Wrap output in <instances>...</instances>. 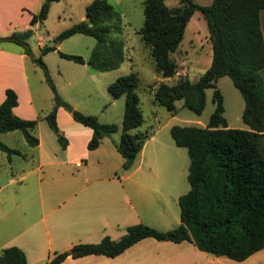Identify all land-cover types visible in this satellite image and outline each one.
I'll list each match as a JSON object with an SVG mask.
<instances>
[{"label":"trees","instance_id":"1","mask_svg":"<svg viewBox=\"0 0 264 264\" xmlns=\"http://www.w3.org/2000/svg\"><path fill=\"white\" fill-rule=\"evenodd\" d=\"M58 1L44 0L40 11L32 14L30 27L0 38V41L14 42L22 46L27 55L32 53L29 40L35 34V26L48 17L51 5ZM263 9L264 0H213L208 5L179 0L175 7H169L166 0H144L145 20L139 33L162 78H173L177 74V61L173 55L196 11H200L206 20L212 45L211 65L198 80L192 82L188 77H180L173 84L161 82L154 90V101L170 113L175 115L177 101H183L184 107L201 115L207 104V89H213L215 109L206 126L173 125L170 128L174 143L187 150L190 160V187L179 197L181 223L167 231L144 223L132 225L119 239L107 236L98 243L78 244L72 250L56 252L44 264H62L70 256L115 257L150 237L175 243L189 241L204 252L240 262L264 249V36L260 24ZM118 14L109 0H93L86 7V17L90 21L74 24L59 38L63 40L75 34L93 36L97 45L88 60L89 66L100 72L116 69L128 60L123 42L111 39V33L116 30L109 21ZM56 49L42 47L41 55L34 59L44 70L54 93L55 106L44 119L58 133V110L68 108L77 122L92 129V137L87 143L89 150L98 148L103 138L120 131L116 148L124 159L122 170L131 169L155 131V128H140L144 116L138 94V74L131 72L109 85L112 98L125 96L124 116L121 125L102 123L96 115L75 110L59 94L42 59L44 54ZM60 55L85 62L79 55L63 52ZM222 76H229L242 94L245 100L242 120L248 128L228 126L224 98L217 87ZM18 104L17 92L7 88L6 97L0 104V149L9 157L20 151L2 142L3 133L19 130L29 146L36 147L40 143L33 133L39 120L18 116L14 112ZM58 139L65 147L64 136ZM75 250L79 252L72 253ZM0 264H28V261L21 248L10 246L0 250Z\"/></svg>","mask_w":264,"mask_h":264},{"label":"rangeland","instance_id":"2","mask_svg":"<svg viewBox=\"0 0 264 264\" xmlns=\"http://www.w3.org/2000/svg\"><path fill=\"white\" fill-rule=\"evenodd\" d=\"M43 1L23 0L25 4L24 10L13 8L6 14L0 13V38L11 36L14 32L23 31L24 28L30 27V25L26 26L27 18L31 14L40 11ZM92 1L60 0L54 2L51 5L48 17L35 26V34L29 40L34 57L30 56L31 53L26 54L23 65L29 76L28 83L34 97V103L37 108H41L45 112L48 108V112H51L55 106L54 93L46 81L44 70L34 60L35 57L41 55L40 45L57 48L44 54L42 59L47 65L51 78L57 86L61 97L71 104L75 110L83 114L96 115L102 123L122 124L125 110V96L118 99L112 98L108 87L121 76H125L131 72L137 73L140 79L138 94L141 99V108L144 116V123L140 128L142 130L155 128L153 138L151 137L146 142L136 159L134 169L139 165H141V168L129 179H122L120 181L117 179L116 173L122 177L123 175L132 174L134 169L130 172H124L121 168H115L113 158L102 164L97 158L91 157L95 158L92 164L94 171H89L88 176L92 178L103 174L106 177V183H117L116 185L119 186V184L127 185L133 183L137 178L142 179L143 174L147 175L146 171H153V175H155L159 169H162L165 174L173 175L171 181L178 186V190H170L171 188L167 186H160L162 192L165 194H170V192L174 194L186 192L187 188H189L187 178L189 156L185 148L178 147L174 143L170 128L173 125L206 126L210 115L215 109L212 101L213 89H207V104L201 115H197L192 110L184 107L183 101H177L178 111L175 115L170 113L165 107L160 106L154 101V90L161 82L173 84L180 77H188L192 82H195L210 67L212 45L209 40L206 20L200 11L194 13L187 25L184 39L179 49L173 55L177 61V74L173 78L164 79L156 72L150 50L146 47L139 33L145 20L144 0H109L115 7V10L119 12L116 17L109 21L115 26V30L118 31L111 33V39L123 42V48L128 60L126 59L116 69L100 72L93 70L88 64V60L91 58L93 50L97 45L96 38L85 34H75L63 40L59 38V35L66 29L80 21L88 19L86 17V7ZM166 3L169 7H175L179 5V0H166ZM0 49L15 54H20L23 50L22 46L8 40L0 41ZM60 52L82 56L85 62L80 63L67 59L61 56ZM129 58L132 60H129ZM217 87L224 98V115L229 125L231 127L243 126L245 123L241 118V114L245 107V100L242 94L229 76L220 77L217 81ZM58 125L59 131H61L64 138L70 140V149L68 151L63 150L64 146L58 139L61 133H55L43 118L38 121L33 133L39 139H42L45 154L51 152L55 145H62L63 148H60L62 149L60 150V155H67L69 158H80L85 153L89 154L87 143L90 140V136L92 137L91 128L77 122L73 118L72 112L66 107H60L58 110ZM110 137L113 140L119 141L120 131ZM1 140L7 146L17 148L22 153H14L9 157L7 152L0 149V155H2L0 156V181H3V178L9 176L10 173L19 177L21 173L27 172L37 163L36 157H33V153L38 152V149L28 146L32 154L27 153V149L24 147L25 138L21 131L16 130L3 133ZM105 141L102 149L108 146L111 147L112 145L110 140ZM114 151L118 154L116 150ZM4 162L6 165H4ZM4 167L7 168L6 173H3ZM11 168L14 170H11ZM68 171H73V174L76 176L78 174V177L82 176L81 173H78V168L75 166H69ZM37 175H39L38 172L29 174L25 181L20 180L18 183L6 186L1 191L0 244L20 229L21 221L18 220L22 217H17L22 215V209L14 208L13 206L36 190L38 183ZM45 178H47L46 173H44ZM51 190L49 192L54 195L55 191L51 192ZM52 197L54 198L55 196ZM148 198L150 199L149 205H151L154 211L163 213L165 217H169L170 221H173L174 217L179 218V202L172 195H168V198L165 196L164 198L157 193H151ZM6 199L8 200L7 202ZM31 214L32 212L28 213V216H32ZM144 215L147 216L146 214ZM165 217L157 216L156 218L162 220ZM147 221L151 223L148 224L149 226L159 229L158 227L163 225L172 226L175 220L173 223L170 221L159 223L149 219ZM143 223L147 224L146 222ZM59 247L60 245L58 244L57 250L45 248L43 253L44 259L39 264H44L47 260L46 258L55 251H65ZM222 259L224 261L223 264H242V261L232 260L227 257H222ZM246 260L244 264H264V250Z\"/></svg>","mask_w":264,"mask_h":264},{"label":"crops","instance_id":"3","mask_svg":"<svg viewBox=\"0 0 264 264\" xmlns=\"http://www.w3.org/2000/svg\"><path fill=\"white\" fill-rule=\"evenodd\" d=\"M193 1L201 5H208L213 0ZM24 5L23 0H0V13L6 14L13 8L24 10ZM31 18L32 14L27 18L26 26L30 24ZM260 24L264 36V9L260 12ZM40 47L42 48L43 45H40ZM25 58L24 49L20 54L0 49V104L6 97V89H15L18 94L19 104L14 108V112L24 119L40 120L49 113V108L45 112L41 108H37L34 103V97L28 83L29 76L23 67ZM262 76L264 79V69L262 70ZM42 113L44 114L42 115ZM228 126L230 128H248L246 124L231 127L228 123ZM59 132L61 133V131ZM60 135L63 136L62 133ZM89 139H91V136ZM105 140H110L112 145L102 149L106 142ZM66 141L63 150L68 151L71 142L68 139ZM117 142L112 137H105L98 148L94 150L88 149L89 154L85 153L80 158H69L67 155H60L62 145H55L51 152L45 154L43 141L40 138V143L36 146L38 152L33 153V157H36L37 161L32 166L33 168L21 173L19 177L10 173L9 176L3 178V181H0L1 193L6 186L18 183L20 180L25 181L29 174L39 173L37 175L36 190L13 206L14 208L22 209V215L17 217H22L18 220L21 221L20 229L0 244V250L10 246H17L25 252L28 264H39L44 259L45 248L57 250L59 244V248L62 250H72L75 245L98 243L107 236L112 239H119L127 232L128 227L132 225L143 222H146L147 225L151 224L147 219L159 223L169 222V217L154 211L149 205L150 199L148 197L151 193H157L164 198L172 195L179 202V197L188 192L189 188H187L186 192H176L177 194L171 192L170 194H165L160 189V186H167L171 188L170 190H178V186L171 181L173 175L165 174L162 169H159L155 175H153V171H146L147 175L143 174L142 179L137 178L133 183L127 185L119 184V186L116 185L117 183H106L107 180L103 174L92 178L88 176L89 171H94L92 164L95 158L102 164L113 158L115 168L122 169L124 159L116 148ZM28 146L25 140L24 147L27 149L28 154H32V151L28 149L30 146ZM13 149L19 150L17 148ZM4 165H6L5 162ZM69 166L78 168V173H81L82 176L78 177V174L76 176L73 171H68ZM134 166L124 172L132 171ZM140 168L141 165L137 166L132 171V174L123 175L122 177L116 173L117 179L120 181L129 179ZM11 170L14 169L11 168ZM6 172L7 168L4 167L3 173ZM44 173H46L47 177L45 179ZM51 188L53 189L51 190ZM50 190L51 192L55 191V194L52 195L49 192ZM52 196L55 197L53 198ZM31 212L32 216H28V213ZM157 216L165 218L161 220L156 218ZM174 220L172 226L163 225L158 228L166 231L175 228L181 223L180 216L179 218L174 217ZM173 221L170 222L173 223ZM56 252L59 251L49 255L45 262ZM255 254L252 256H255ZM222 260V257L204 252L189 241L175 243L150 237L138 241L115 257L86 255L73 258L70 256L62 264H223L224 261ZM246 261H242V264Z\"/></svg>","mask_w":264,"mask_h":264},{"label":"water","instance_id":"4","mask_svg":"<svg viewBox=\"0 0 264 264\" xmlns=\"http://www.w3.org/2000/svg\"><path fill=\"white\" fill-rule=\"evenodd\" d=\"M86 21L89 22L90 19L88 18ZM30 56L33 58L34 57V53H31ZM78 252H79L78 250L72 251V253H78Z\"/></svg>","mask_w":264,"mask_h":264}]
</instances>
